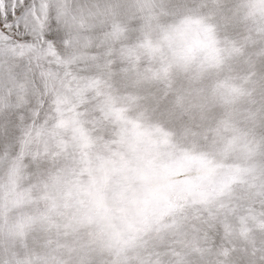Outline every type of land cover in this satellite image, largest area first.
I'll return each instance as SVG.
<instances>
[{
	"label": "snow or ice",
	"instance_id": "1",
	"mask_svg": "<svg viewBox=\"0 0 264 264\" xmlns=\"http://www.w3.org/2000/svg\"><path fill=\"white\" fill-rule=\"evenodd\" d=\"M0 264H264V0H0Z\"/></svg>",
	"mask_w": 264,
	"mask_h": 264
}]
</instances>
